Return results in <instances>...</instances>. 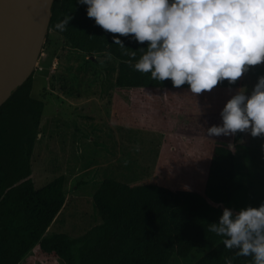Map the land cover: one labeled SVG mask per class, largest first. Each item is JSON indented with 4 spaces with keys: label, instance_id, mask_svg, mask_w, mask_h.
<instances>
[{
    "label": "trees",
    "instance_id": "1",
    "mask_svg": "<svg viewBox=\"0 0 264 264\" xmlns=\"http://www.w3.org/2000/svg\"><path fill=\"white\" fill-rule=\"evenodd\" d=\"M68 15L66 29H56ZM49 29L73 48L88 54L108 52L119 59L116 83L130 90V125L209 140L205 178L198 190L182 183L170 188L104 177L92 196L99 223L78 237L64 231L46 234L65 202V176L60 174L39 188L31 178L30 157L44 105L31 95L33 70L0 104V264H24L36 244L40 253L64 264H168L173 256L186 257L196 247L206 252L192 264H224L225 258H231L232 264H252L250 257L236 256L235 250L224 247L222 237L208 231L245 188L237 155L242 133L209 138L205 132L222 123L220 112L241 88L242 77L198 95L187 84L175 88L171 80L158 83L150 73L132 67L148 42L140 44L131 36L105 31L87 16V5L79 0H53ZM114 35L124 48L113 42ZM176 110H188L197 118L184 122Z\"/></svg>",
    "mask_w": 264,
    "mask_h": 264
},
{
    "label": "rangeland",
    "instance_id": "2",
    "mask_svg": "<svg viewBox=\"0 0 264 264\" xmlns=\"http://www.w3.org/2000/svg\"><path fill=\"white\" fill-rule=\"evenodd\" d=\"M118 63L108 52L88 54L71 47L53 29L45 35L31 90L44 102L30 157L31 178L39 188L60 174L65 176V205L46 234L64 231L78 237L99 223L92 196L104 177L201 189L211 142L130 125V90L116 83ZM262 75L264 63L249 66L243 75L248 92ZM177 113L184 122L197 118L188 110ZM238 142V172L245 188L227 204L235 211L264 203V136L243 132ZM205 252L196 247L186 257L173 256L168 264H192ZM24 261L64 264L40 253L37 244Z\"/></svg>",
    "mask_w": 264,
    "mask_h": 264
},
{
    "label": "clouds",
    "instance_id": "3",
    "mask_svg": "<svg viewBox=\"0 0 264 264\" xmlns=\"http://www.w3.org/2000/svg\"><path fill=\"white\" fill-rule=\"evenodd\" d=\"M87 16L109 33L133 38L147 47L132 65L152 80L187 84L195 95L219 83L234 84L249 66L264 63V0H79ZM71 16L55 25L65 30ZM113 42L125 46L118 36ZM136 56V51L131 52ZM222 123L208 127L207 137L248 132L264 136V75L250 93L240 88L227 100ZM264 147V145H262ZM208 231L222 237L236 256L264 264V203L237 211L224 208ZM224 264H232L225 258Z\"/></svg>",
    "mask_w": 264,
    "mask_h": 264
},
{
    "label": "water",
    "instance_id": "4",
    "mask_svg": "<svg viewBox=\"0 0 264 264\" xmlns=\"http://www.w3.org/2000/svg\"><path fill=\"white\" fill-rule=\"evenodd\" d=\"M53 0H0V104L34 70Z\"/></svg>",
    "mask_w": 264,
    "mask_h": 264
},
{
    "label": "crops",
    "instance_id": "5",
    "mask_svg": "<svg viewBox=\"0 0 264 264\" xmlns=\"http://www.w3.org/2000/svg\"><path fill=\"white\" fill-rule=\"evenodd\" d=\"M243 81H244V79H243V76H242V86H241V88H246V87L244 86V82H243ZM247 88H248V87H247ZM64 205H65V202H64ZM64 205H63V206H64ZM63 206H62V208H63ZM62 208H61V209H62ZM61 209H60V210H61ZM49 226H50V225H49ZM48 228H49V227H48ZM48 228H47V230H48ZM47 230H46V231H47ZM31 249H32V248H31ZM31 249L28 251V253L26 254V256L29 255V253L31 252ZM23 262H25V261L23 260Z\"/></svg>",
    "mask_w": 264,
    "mask_h": 264
}]
</instances>
